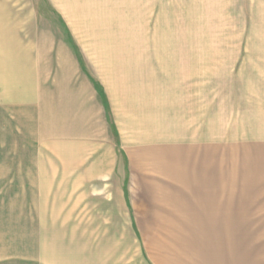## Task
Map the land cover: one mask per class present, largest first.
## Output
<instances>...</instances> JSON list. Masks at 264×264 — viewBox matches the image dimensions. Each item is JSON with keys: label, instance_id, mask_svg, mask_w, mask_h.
I'll list each match as a JSON object with an SVG mask.
<instances>
[{"label": "rangeland", "instance_id": "rangeland-1", "mask_svg": "<svg viewBox=\"0 0 264 264\" xmlns=\"http://www.w3.org/2000/svg\"><path fill=\"white\" fill-rule=\"evenodd\" d=\"M2 5L33 6L36 13L18 12L20 21L35 15L44 32L68 39L77 63L99 72L57 80L94 95L101 136H44L37 115L44 78L4 76L13 54L0 38V264H67L82 230L134 224L128 216L129 152L145 160L149 194L169 204L165 211L205 206L172 204L175 192L152 184L160 166L180 195L202 202L198 190L215 180L221 160L248 185L240 191L244 198L252 195L251 186L261 198L243 211L264 212V167L251 156L253 144L264 140V60L243 55L251 51L252 36L262 35L264 0H0ZM1 16L0 37L9 36L1 20L10 13ZM80 49L96 55L83 59ZM106 56L114 59L101 60ZM230 132L243 136H222L224 157L204 150L209 142L218 146L216 135ZM238 143L243 156L236 153ZM120 197L125 204L117 213L127 219L102 220L100 213L122 203L108 198Z\"/></svg>", "mask_w": 264, "mask_h": 264}, {"label": "crops", "instance_id": "crops-1", "mask_svg": "<svg viewBox=\"0 0 264 264\" xmlns=\"http://www.w3.org/2000/svg\"><path fill=\"white\" fill-rule=\"evenodd\" d=\"M30 8L33 10L29 11ZM34 9L33 6L26 5L0 6V12L10 13L7 20H1L8 26L4 34L9 36L0 38L6 42V45H11L9 51L13 54L10 60H6L9 66L3 75L44 78L43 84L39 87L46 95L38 100L40 108L37 112V115L42 116L41 126L44 136L92 138L101 136L100 124L96 121L99 107L93 106L94 95L86 86L64 84L57 80L58 77L94 76L99 75V72L94 73V68L87 64L77 63L76 52L70 46L68 39L54 38L50 33L44 32L39 26L42 20L38 23L34 21L35 15L33 20L29 21L30 26L29 22L20 21L24 17L18 16V12L36 13ZM261 28L263 31L259 36L262 37L256 40L254 37L259 36H252L251 41L254 42H251V51L243 52V55L244 53L249 55L251 60H264V20ZM91 55L80 52L83 59L93 57L96 53ZM97 57L94 60H99ZM113 59V56L111 58L106 56L101 60ZM37 93V90H33V100ZM4 106L10 107L11 104L5 103ZM216 136H220L218 146L217 143L213 146V143L209 142L204 150L217 151V155L224 157V153H228V144L223 143L222 136L243 135L239 132H230ZM240 145L238 143L235 148L237 155H242ZM253 147L251 155L253 160L256 163L257 158H260V163L264 167V140L254 143ZM127 155L129 156V205L133 211L128 216L132 217L134 224L117 228L113 223L110 228L82 230L76 245L71 246L74 251L71 256H67V264H264V212L243 211L244 205L249 208L260 205L261 198L256 195L255 186H251L250 197L244 198L241 195L240 191L243 192L244 188L248 189V185L244 184L240 177L238 178V172L229 169L219 160V163L214 165L215 180L205 181L201 191L200 188L198 190V194L202 192L201 202L199 196L189 198L180 195V187L172 180L166 179L163 166H160L152 184L156 185L155 188L159 185L161 189L166 187L175 192V196L171 198L172 204L197 208L196 206L202 203L205 206L204 211L195 209L196 211L168 212L164 209L168 204L164 199L159 200L149 194L152 188L148 190L150 184L143 176L145 172L142 168L146 164L145 160L143 163V158L133 159L134 155L131 152ZM168 161L170 160L163 159V162ZM118 199L122 201L119 206L111 208L112 211L109 213H100L103 215L102 220H117L116 217L119 219L123 217L124 221L127 219L125 213H117V209L121 208L120 204L124 205L125 200L122 197L117 200L108 198L115 204ZM167 244H171L170 250L165 249Z\"/></svg>", "mask_w": 264, "mask_h": 264}]
</instances>
